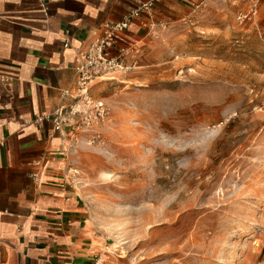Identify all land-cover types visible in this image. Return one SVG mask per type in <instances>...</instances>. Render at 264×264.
Here are the masks:
<instances>
[{
    "label": "rangeland",
    "instance_id": "rangeland-1",
    "mask_svg": "<svg viewBox=\"0 0 264 264\" xmlns=\"http://www.w3.org/2000/svg\"><path fill=\"white\" fill-rule=\"evenodd\" d=\"M194 8L94 83L106 120L67 143L96 264H264V1L244 24L243 3Z\"/></svg>",
    "mask_w": 264,
    "mask_h": 264
},
{
    "label": "crops",
    "instance_id": "crops-1",
    "mask_svg": "<svg viewBox=\"0 0 264 264\" xmlns=\"http://www.w3.org/2000/svg\"><path fill=\"white\" fill-rule=\"evenodd\" d=\"M150 1L0 0V264H96L108 246L69 165L72 133L35 119L67 104L76 53L101 25ZM156 1L124 35L141 48L136 69L164 22L207 0Z\"/></svg>",
    "mask_w": 264,
    "mask_h": 264
},
{
    "label": "built area",
    "instance_id": "built-area-1",
    "mask_svg": "<svg viewBox=\"0 0 264 264\" xmlns=\"http://www.w3.org/2000/svg\"><path fill=\"white\" fill-rule=\"evenodd\" d=\"M247 5L246 10L239 13L237 20L240 24L256 19L264 0H229ZM157 1L140 3L123 19L105 21L100 32L94 35L84 49H79L75 57L74 71L75 86L62 93V99L67 104L58 108L49 116L35 119L36 123L46 120L52 121L55 131L69 130L72 139L83 132L102 127L108 115V108L104 100L92 95L94 83L100 81H114L115 75H127L139 66L141 48L124 40L132 21L144 12L153 9ZM153 30L157 27L153 25ZM69 47V42L64 44ZM116 51V53H115ZM40 173H34L31 178L39 182L42 174L47 170L46 164H41Z\"/></svg>",
    "mask_w": 264,
    "mask_h": 264
}]
</instances>
